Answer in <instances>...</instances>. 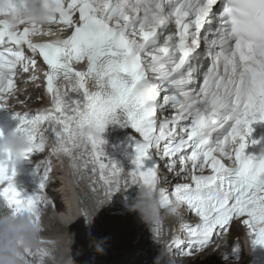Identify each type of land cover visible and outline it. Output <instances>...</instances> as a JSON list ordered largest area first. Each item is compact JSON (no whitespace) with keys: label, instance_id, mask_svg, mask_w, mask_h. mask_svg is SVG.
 Masks as SVG:
<instances>
[{"label":"snow or ice","instance_id":"1","mask_svg":"<svg viewBox=\"0 0 264 264\" xmlns=\"http://www.w3.org/2000/svg\"><path fill=\"white\" fill-rule=\"evenodd\" d=\"M35 7L43 15H25L19 0H0V109L19 118L15 131L32 151L66 159L74 176L98 173L93 191L104 194L97 202L129 180V189L158 190L162 205L178 201L168 225L154 228L170 250L183 240L206 242L186 259L221 237L217 250L226 245L234 224L264 245V146L258 155L245 152L251 125L264 121V0H35ZM170 22L177 30L165 36ZM201 44L212 63L197 81L195 67L185 66ZM38 62L46 65L47 106L21 114L9 102L14 78L36 73ZM118 110L122 126L138 134L132 170L106 159L102 148ZM45 137L51 147L43 146ZM151 156L160 162L145 167ZM15 165L11 154L0 157V182H7L0 198L39 215L49 203L51 160L36 165L43 180L31 195L15 186ZM134 194L127 192L125 212ZM186 214L194 222L186 223Z\"/></svg>","mask_w":264,"mask_h":264},{"label":"bare ground","instance_id":"2","mask_svg":"<svg viewBox=\"0 0 264 264\" xmlns=\"http://www.w3.org/2000/svg\"><path fill=\"white\" fill-rule=\"evenodd\" d=\"M16 102L15 98H12ZM47 135V134H45ZM105 143L102 148L105 158L117 162L122 167L126 158L123 152L128 154L130 138L117 133L112 135L107 129L102 133ZM51 145V144H50ZM50 147V146H49ZM55 171H59L61 188H57L58 197L61 199L60 206L64 201L65 208L55 211L50 203L46 204L33 218L42 224V230L37 234L35 242L25 245L23 237L19 242L22 250V261L28 264H158L161 258L170 257L171 264H178L173 261L175 249L182 242L184 249L179 253L199 249L204 243L200 240L179 241L170 250L166 244V234L162 231L158 234L154 226H150V216L144 210L145 199L135 192L127 205V212L124 211V201L127 192H132L130 184L122 187V190L97 202V195L89 192L87 180L96 176L89 174L86 170L84 175H73L68 161L63 162L55 156ZM41 158L37 165L46 160ZM117 159L119 161H117ZM38 178L39 186L43 179ZM54 177L52 172L50 178ZM34 179V176L31 177ZM30 177L27 178V186H30ZM93 191V190H90ZM85 195L86 201H82L81 195ZM47 195V192H46ZM55 200V198H54ZM118 200V202H117ZM0 226L9 223L17 212L23 209L12 208L0 202ZM56 200L54 205H56ZM85 218H84V217ZM168 219L159 218L158 225L165 223ZM173 231L178 232V226L173 224ZM212 237L211 242L214 243ZM243 232L239 225H233L231 235L227 237V244L217 250V244H223V237L203 254L194 255L186 259L183 264H201V261L208 264H243L245 261L243 249ZM235 243H239L234 248ZM83 253V255H82ZM174 256V258H173ZM201 260V261H200ZM202 263V264H204Z\"/></svg>","mask_w":264,"mask_h":264},{"label":"clouds","instance_id":"3","mask_svg":"<svg viewBox=\"0 0 264 264\" xmlns=\"http://www.w3.org/2000/svg\"><path fill=\"white\" fill-rule=\"evenodd\" d=\"M25 15L39 17L43 15L42 9L35 7V0H31ZM44 147H51L46 137L43 140ZM32 151V145L26 137L18 134L15 130L10 131L6 136H0V157L11 154L15 158L16 164H20L27 159V154ZM264 182V177L260 178ZM144 210L151 216L161 215L164 219H169L181 210L178 201H170L167 206L161 204L160 195L151 188L145 189ZM42 230V224L33 218V214L23 209L12 217L11 222L0 226V264H25L22 261V250L19 242L23 237L25 245L35 242L38 232Z\"/></svg>","mask_w":264,"mask_h":264},{"label":"rangeland","instance_id":"4","mask_svg":"<svg viewBox=\"0 0 264 264\" xmlns=\"http://www.w3.org/2000/svg\"><path fill=\"white\" fill-rule=\"evenodd\" d=\"M57 198H59L58 195H57ZM57 198H56V199H57ZM49 199H50V198H49ZM56 199H55V200H56ZM60 202H61V201H60ZM117 202H118V200H117ZM58 206H60V204H58ZM215 239H216V238H215ZM215 239H213V241H214ZM187 259H188V258H187ZM175 260L177 261L178 264L186 263V255H184V253H182V254H180V255H177L176 258H175ZM200 261H201V260H200ZM202 263H204L203 260L201 261V264H202ZM244 263H245V261L243 262V264H244ZM191 264H192V263H191ZM204 264H208V263L205 262Z\"/></svg>","mask_w":264,"mask_h":264},{"label":"water","instance_id":"5","mask_svg":"<svg viewBox=\"0 0 264 264\" xmlns=\"http://www.w3.org/2000/svg\"><path fill=\"white\" fill-rule=\"evenodd\" d=\"M91 187H93V188H94V187H97V186H96V185H93V183H92V184H91ZM29 211H30V210H29Z\"/></svg>","mask_w":264,"mask_h":264}]
</instances>
